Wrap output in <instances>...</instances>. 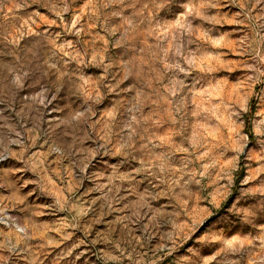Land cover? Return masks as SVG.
Returning <instances> with one entry per match:
<instances>
[{"label": "rangeland", "instance_id": "rangeland-1", "mask_svg": "<svg viewBox=\"0 0 264 264\" xmlns=\"http://www.w3.org/2000/svg\"><path fill=\"white\" fill-rule=\"evenodd\" d=\"M0 264H264V0H0Z\"/></svg>", "mask_w": 264, "mask_h": 264}]
</instances>
